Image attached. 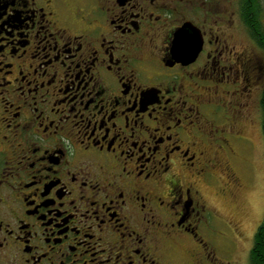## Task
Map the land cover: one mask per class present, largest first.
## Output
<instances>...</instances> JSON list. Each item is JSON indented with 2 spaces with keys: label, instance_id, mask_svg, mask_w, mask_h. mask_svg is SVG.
I'll list each match as a JSON object with an SVG mask.
<instances>
[{
  "label": "flooded vegetation",
  "instance_id": "af4514ba",
  "mask_svg": "<svg viewBox=\"0 0 264 264\" xmlns=\"http://www.w3.org/2000/svg\"><path fill=\"white\" fill-rule=\"evenodd\" d=\"M253 129L264 0H0V264H251Z\"/></svg>",
  "mask_w": 264,
  "mask_h": 264
},
{
  "label": "rangeland",
  "instance_id": "374dc122",
  "mask_svg": "<svg viewBox=\"0 0 264 264\" xmlns=\"http://www.w3.org/2000/svg\"><path fill=\"white\" fill-rule=\"evenodd\" d=\"M249 133L253 145H244L238 150V175L243 186L236 192L234 199L226 198L219 207L216 205L223 216L242 223L245 239L253 235L257 224L261 223L259 219L264 216V136L257 129L250 130ZM251 245L249 240L240 247L248 249ZM241 256V253H237L239 264H243Z\"/></svg>",
  "mask_w": 264,
  "mask_h": 264
},
{
  "label": "trees",
  "instance_id": "16d2710c",
  "mask_svg": "<svg viewBox=\"0 0 264 264\" xmlns=\"http://www.w3.org/2000/svg\"><path fill=\"white\" fill-rule=\"evenodd\" d=\"M262 221L254 238V247L250 252L251 264H264V218ZM257 251H259L260 256Z\"/></svg>",
  "mask_w": 264,
  "mask_h": 264
}]
</instances>
